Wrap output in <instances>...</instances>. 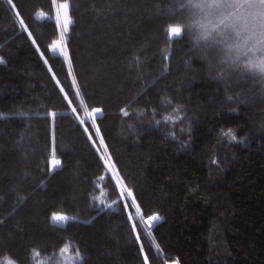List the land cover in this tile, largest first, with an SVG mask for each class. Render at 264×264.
<instances>
[{
  "label": "trees",
  "instance_id": "obj_1",
  "mask_svg": "<svg viewBox=\"0 0 264 264\" xmlns=\"http://www.w3.org/2000/svg\"><path fill=\"white\" fill-rule=\"evenodd\" d=\"M68 2L79 97L67 61L48 48L58 38L51 0H14L31 39L0 0V264H32L34 250L50 256L65 243L82 264H144L143 254L149 264H264L262 85L212 67L191 35L166 42L184 0ZM60 87L77 111L81 99L102 109L96 125L124 184L145 216L161 217L149 236L133 231L122 205H96L104 166ZM174 107L176 130L162 123ZM229 129L235 141L222 136ZM53 147L62 167L49 173ZM105 188L118 198L110 181ZM52 213L74 219L60 226Z\"/></svg>",
  "mask_w": 264,
  "mask_h": 264
},
{
  "label": "snow or ice",
  "instance_id": "obj_2",
  "mask_svg": "<svg viewBox=\"0 0 264 264\" xmlns=\"http://www.w3.org/2000/svg\"><path fill=\"white\" fill-rule=\"evenodd\" d=\"M12 6L13 11L17 17L21 16L20 11L17 9L14 0H7ZM69 3L68 0H51V9L54 11L55 28L58 33V38L52 40L51 44L48 45L50 51L54 54L62 56L67 61L68 75L72 76V86L76 88L75 95L79 97L81 95L79 86L77 84L76 77L72 71V61L66 49L65 33L68 31L69 25L72 23L69 16ZM180 11L183 14V19L176 23H170L164 29L166 42H172L183 38L186 35L194 36L196 44L207 48H216L222 53L220 63L227 65L228 69L238 70L244 73L251 74L254 77L264 79V0H186L180 5ZM43 16L44 13L41 11L37 13ZM52 19L53 17H49ZM21 28L28 32V36L31 39L32 34L28 31V27L23 20L20 18ZM32 43L35 45L36 41L32 39ZM37 51L39 48L37 47ZM41 58H44V53H40ZM138 59V58H137ZM167 59V56L164 57ZM0 63H4L3 58H0ZM44 63L48 64V60L44 59ZM49 71L52 69L49 67ZM53 80L59 86L60 81L56 78L55 73H52ZM60 92L63 94V98L68 101L71 105L72 101L68 97V93L65 92L63 87H60ZM165 104H171L170 99L162 101ZM81 104H84L81 99ZM73 113H76V108L73 107ZM181 109L174 107L172 112L177 115L174 117L169 114L163 117L165 123L173 122L182 119L179 116ZM85 112L88 119L91 120V127L94 128V134L99 137V143L104 144L103 137L100 135V129L96 125L97 114L102 112L99 107L91 108L90 110L85 105ZM121 113L123 116H129L127 108H122ZM143 115V112L140 113ZM155 114V113H154ZM49 116L53 119L56 116L55 112H49ZM77 120L81 125H85L86 121L79 119ZM161 121L157 120L156 124H160ZM85 132H88V127L84 128ZM183 130V129H182ZM92 133H89V139L92 140ZM175 137V133H171ZM222 136L227 137L230 141H235L236 136L233 134L231 129L222 132ZM95 146L96 141L93 140ZM100 149L97 148V152ZM104 155L100 157L103 162V166L112 175V179L115 180L118 186L123 185L121 189V198H131V204L135 206V216L129 213V220L133 221L132 229L136 231V221L138 220L143 225L151 228L155 222L161 220V217L156 214H150L145 216L140 205L136 202L133 191L124 184L123 177L120 176L119 170L116 168L111 155L107 151V146L104 145ZM216 163V161H212ZM62 167V161L56 156L55 147L52 148L51 156L48 160V171L49 173L55 172L58 168ZM104 179V177H101ZM20 201L26 199L24 196L19 197ZM101 204L104 202L101 200ZM115 203V201H113ZM106 207H112V204H107ZM125 209L129 207L127 203L124 204ZM74 217H69L64 214L52 213L50 220L52 223H67ZM4 220L0 219V224H3ZM137 240L140 239L137 234ZM157 247H159L157 245ZM143 252V248H141ZM59 252L61 254H68L74 252L72 257L74 262H80L82 264V255L78 248H73L70 243H65L60 247ZM40 253L33 251L34 257H39ZM144 264H148V256L143 257ZM4 264H16L14 260L9 257H4ZM39 264V262H38ZM173 264H178V261H173Z\"/></svg>",
  "mask_w": 264,
  "mask_h": 264
},
{
  "label": "rangeland",
  "instance_id": "obj_3",
  "mask_svg": "<svg viewBox=\"0 0 264 264\" xmlns=\"http://www.w3.org/2000/svg\"><path fill=\"white\" fill-rule=\"evenodd\" d=\"M6 5L11 9L20 29L22 31H24L21 26H20V17H17L15 12L13 11L12 9V6L7 2V0H3ZM184 2H186V0H184ZM69 3V2H68ZM70 6V5H69ZM70 9V7H69ZM43 17V16H41ZM53 20H54V14H53ZM72 21V20H71ZM72 23L69 25L68 27V31L65 33V41H66V38H67V35L70 31V27H71ZM27 35H28V32L24 31ZM193 39H194V42L196 44V41H195V38L194 36H191ZM197 48L200 50V51H206L207 52V57L206 58V62L210 65H213L212 67H221V68H225L226 70H230V71H234V72H239L241 75H244V76H248L249 78H253L255 79V81H257L258 83H260V85H262V87L264 88V79H260L259 77H254L252 76L251 74H248V73H244V72H241V71H238V70H232V69H228L227 68V65H224V64H221L219 61L220 59L222 58V53L219 52L216 48H207V47H203L202 45L201 46H198L196 44ZM205 53V52H204ZM61 58H63L62 56H60ZM64 59V58H63ZM205 60V58H202ZM43 61H44V58H43ZM209 61V62H208ZM262 88V89H263ZM73 107L70 105V113L74 116V118L76 119V121L79 123V121L77 120V115H79V119L81 120H85L86 123L85 125H81L82 129L84 130L85 127H88V132H85V134L88 136L89 138V133H92V140H90L92 146L94 147L96 153L98 154L99 158L104 155V144L101 145L99 143V137H97L95 134H94V128L91 127V120L87 118L86 116V112H85V107L79 102V111H76V113H73L72 112V109ZM171 115H173L174 117L177 115L176 113L172 112ZM99 116V114H97V117ZM179 116L182 117L179 113ZM181 122V119L179 120H176L175 123L173 122H168V123H165L164 120H163V117H162V123L163 124H167L169 127H172V128H177V125ZM183 129V130H182ZM185 125L184 126H181L178 128V132H175V135H178V133H183L185 130ZM51 136H52V141L54 140V137H53V134L51 133ZM93 140L96 141V144L95 146L93 145ZM54 145V143H53ZM97 148L100 149L99 152H97ZM101 160V159H100ZM103 163V162H102ZM112 175L114 174H109V172L105 169L104 167V174L102 177H104V179H101L99 178V180L95 183V186H96V193L95 195L93 196V199L95 200V203L96 205L101 208V209H114L117 205H122L124 207V204L127 203L129 205V207L126 210L128 216H129V213H131L133 216H135V206L131 204V198H128V197H125V198H121V189L123 187V185H120L118 186L115 182L114 179H112ZM111 182L115 188V190L117 191L118 193V198L115 201V203H113V201H110L108 199V190L105 188V184H107V182ZM103 201L104 203L101 204L100 201ZM107 204H112V207L108 208L106 207ZM125 208V207H124ZM131 224L133 223V221H130ZM160 221H158L157 223H155L151 228H148L147 226L143 225L141 222H139L138 220L136 221V226H139L140 229L143 231V233L147 236H149L150 234V231L155 227L156 224H158ZM57 225H60V226H63L65 225L66 223H55ZM73 247V245H71ZM74 248V247H73ZM74 252L72 253H68V254H61L59 251L56 253V254H52L50 256H41L39 255V257H34L33 254H32V264H79L80 262H74L72 257L74 256ZM144 256V254H143ZM6 257V256H5ZM8 257V256H7ZM10 258V257H9ZM1 264H4V257L2 258V261H1ZM149 264V263H148ZM160 264H173V262H163L162 260H160Z\"/></svg>",
  "mask_w": 264,
  "mask_h": 264
},
{
  "label": "bare ground",
  "instance_id": "obj_4",
  "mask_svg": "<svg viewBox=\"0 0 264 264\" xmlns=\"http://www.w3.org/2000/svg\"><path fill=\"white\" fill-rule=\"evenodd\" d=\"M155 223H157V222H155ZM155 223H154V224H155ZM154 224H153V225H154Z\"/></svg>",
  "mask_w": 264,
  "mask_h": 264
},
{
  "label": "water",
  "instance_id": "obj_5",
  "mask_svg": "<svg viewBox=\"0 0 264 264\" xmlns=\"http://www.w3.org/2000/svg\"><path fill=\"white\" fill-rule=\"evenodd\" d=\"M157 225V224H156Z\"/></svg>",
  "mask_w": 264,
  "mask_h": 264
}]
</instances>
